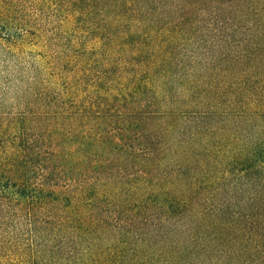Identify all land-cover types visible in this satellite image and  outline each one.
Listing matches in <instances>:
<instances>
[{
  "label": "trees",
  "instance_id": "obj_1",
  "mask_svg": "<svg viewBox=\"0 0 264 264\" xmlns=\"http://www.w3.org/2000/svg\"><path fill=\"white\" fill-rule=\"evenodd\" d=\"M164 5L72 0L98 46L72 44L68 103L50 114L39 90L43 110L0 120V264H264V41L232 55L253 65L175 69L187 16ZM57 127L71 145L44 142Z\"/></svg>",
  "mask_w": 264,
  "mask_h": 264
},
{
  "label": "rangeland",
  "instance_id": "obj_2",
  "mask_svg": "<svg viewBox=\"0 0 264 264\" xmlns=\"http://www.w3.org/2000/svg\"><path fill=\"white\" fill-rule=\"evenodd\" d=\"M186 1L198 4V9L187 10ZM164 2L162 9L167 12L164 22H177L181 14L187 16L184 30L176 33V39L169 46L173 58L168 63L175 69L257 63L258 60H239L232 55L246 54V49L260 46V39L264 41V0L238 5L234 14L223 10L214 0ZM41 3L43 9L38 12ZM173 6L183 8L175 10ZM217 14L222 16L221 20L228 19L223 25L228 29L225 33L212 22ZM30 15L39 19L38 24L31 23L37 27L26 24L30 22ZM4 26L14 27V30L8 31ZM77 27L75 21L72 23V0H0V120L8 123L23 114L36 112L41 107L34 103V93L39 90L46 92L41 104L50 114L64 109L70 99L63 81L72 80V44L78 42L76 49L82 54L98 46L94 32L86 27L82 32ZM227 34H230V44L223 43ZM22 36L24 41L19 39ZM8 37L10 41L5 40ZM51 51H55L52 53L56 59L63 60V73L50 69ZM57 130L59 127L47 132L46 136L52 137L43 136L44 142L49 146L53 143L71 145V135L60 141L54 138ZM64 131L69 132L67 125ZM30 133L28 131V136Z\"/></svg>",
  "mask_w": 264,
  "mask_h": 264
}]
</instances>
